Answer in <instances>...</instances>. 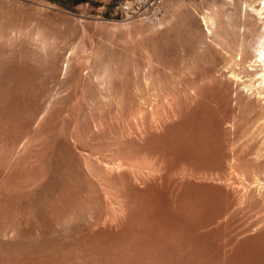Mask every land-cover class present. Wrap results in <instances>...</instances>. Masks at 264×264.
<instances>
[{
	"label": "rangeland",
	"instance_id": "1",
	"mask_svg": "<svg viewBox=\"0 0 264 264\" xmlns=\"http://www.w3.org/2000/svg\"><path fill=\"white\" fill-rule=\"evenodd\" d=\"M260 1L0 0V264H264Z\"/></svg>",
	"mask_w": 264,
	"mask_h": 264
},
{
	"label": "bare ground",
	"instance_id": "2",
	"mask_svg": "<svg viewBox=\"0 0 264 264\" xmlns=\"http://www.w3.org/2000/svg\"><path fill=\"white\" fill-rule=\"evenodd\" d=\"M262 9H264V0L260 1L259 8L256 9L257 14H261V11H263ZM209 17L207 16L202 17V21L204 24L206 23L207 20L210 19ZM257 36L258 38L256 44L252 45L250 48L252 49L253 56L256 57V60L260 65L259 69L261 71V78H262V82H264V25L262 27V30L258 33Z\"/></svg>",
	"mask_w": 264,
	"mask_h": 264
},
{
	"label": "built area",
	"instance_id": "3",
	"mask_svg": "<svg viewBox=\"0 0 264 264\" xmlns=\"http://www.w3.org/2000/svg\"><path fill=\"white\" fill-rule=\"evenodd\" d=\"M159 2H161V0H147V5L153 8Z\"/></svg>",
	"mask_w": 264,
	"mask_h": 264
}]
</instances>
